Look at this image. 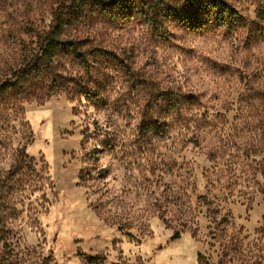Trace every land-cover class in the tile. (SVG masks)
Listing matches in <instances>:
<instances>
[{
	"label": "rangeland",
	"instance_id": "374dc122",
	"mask_svg": "<svg viewBox=\"0 0 264 264\" xmlns=\"http://www.w3.org/2000/svg\"><path fill=\"white\" fill-rule=\"evenodd\" d=\"M225 1L239 30L155 33L84 8L76 34L114 56L64 59L82 94L0 99V264H264L262 0ZM56 6L0 0V82ZM22 148L37 181L2 185Z\"/></svg>",
	"mask_w": 264,
	"mask_h": 264
},
{
	"label": "trees",
	"instance_id": "16d2710c",
	"mask_svg": "<svg viewBox=\"0 0 264 264\" xmlns=\"http://www.w3.org/2000/svg\"><path fill=\"white\" fill-rule=\"evenodd\" d=\"M264 0L258 6V18L264 21ZM109 15L112 18H138L155 33L164 31L165 24L173 22L191 33L208 34L220 28L239 30L244 25V18L238 9L225 0H57L52 12V23L48 30L37 35V49L27 61L10 77L0 82V99L9 92L26 88L28 96L50 99L54 95L67 92L75 100L83 92L82 83L71 88L77 80L65 74V58L89 68L90 58L113 57L114 53L102 46H91L89 38L78 36L73 23L82 10ZM91 56V57H89ZM77 83V82H76ZM30 86V87H28ZM93 97L92 92H84ZM31 173L28 184L37 181L35 159L22 148L14 164L4 177L2 185L15 181L21 174ZM181 233L174 234L173 239L180 238ZM107 260L103 254L87 256L88 264H104ZM44 264L53 263L52 258ZM203 264H209L204 262Z\"/></svg>",
	"mask_w": 264,
	"mask_h": 264
}]
</instances>
